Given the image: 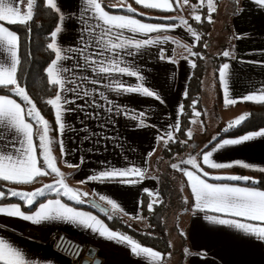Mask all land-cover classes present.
I'll list each match as a JSON object with an SVG mask.
<instances>
[{
	"label": "crops",
	"instance_id": "0c3cea01",
	"mask_svg": "<svg viewBox=\"0 0 264 264\" xmlns=\"http://www.w3.org/2000/svg\"><path fill=\"white\" fill-rule=\"evenodd\" d=\"M129 5L135 9V12L147 16H159L158 14L144 11L149 8L144 7L143 4H137L135 0H109V6L114 9L127 11ZM186 5L189 10H193L192 4ZM235 5L234 13L229 14L227 18V24L230 28V30H227V37L229 38L230 36L231 39H227V43L224 46V48L228 46V51L231 55L226 58L222 65L224 63L229 64V78L227 80L229 97L236 99L237 103L225 106L224 85L220 80L219 71V83L217 84L214 76L212 81V91L217 88V95L215 96L218 97L220 107L224 111H228L230 116L236 115L238 112H241V114L249 113L250 109L247 103L254 102L243 101L241 98L264 88V6L257 4L255 0H238V3L235 1ZM59 6L65 15V20L63 22V31L58 37V41L66 49L79 48L83 43L81 36L84 34L82 30L85 27V22L88 24L97 22L92 20L90 13L82 21L83 0H59ZM105 10L114 15L133 16L123 12H112L106 7ZM149 10L170 11L171 15H166V17L175 15L177 19L181 20V18L177 17L180 9L177 12H173L175 3L172 10ZM134 18L144 23L162 26L174 25V27L162 28L159 31L148 34L130 33L126 30L124 32L125 36L133 40L158 39L157 43L142 47L138 51L134 48L129 49L128 51L135 53L133 55H127V52H123L121 54V60L123 61L121 66H129L143 75L145 86L157 92L161 96L163 103L152 97H145L142 94L110 90L108 87L110 81L114 82L117 80L122 81L125 86H135L141 83L137 77L114 74L112 77L104 78L102 83L94 85L90 83V80H100V77L92 73L90 67H76L74 74L78 83L90 94L84 97L80 89L77 90V93H63L64 97L75 102L64 105L68 109L63 114V121L66 127L63 133H60L57 127L56 150H59L60 162L67 169L65 174L68 177L72 176L73 179L79 180L80 185H84L88 193L87 196H80L82 203L88 202L93 197L92 199L95 198L107 208L109 207V210H112L106 201L100 200L101 195L107 196L117 201L120 205L119 210L113 211L136 223V221L141 222L144 220L141 214L142 196L148 194L152 202H158L159 200L156 161L161 154L164 143L169 140L167 133H171L173 137L179 129L183 101L187 95L188 83L195 68L192 67V63H195V56H192L187 48L182 45L190 47L191 51L195 52V46L198 41L192 38L187 31V26L181 24V22L155 23L136 16ZM182 18L184 20L187 19L186 17ZM5 26L8 27L7 23H5ZM99 30L97 28V32ZM237 36L241 38L237 39ZM218 53L220 51L216 54ZM66 54L71 57L70 60L64 62L66 66L75 67L83 63L79 52H68ZM161 56L164 59H161ZM80 77H86L87 79L80 80ZM97 89L103 92L105 96H99ZM8 96L20 103L25 110L29 107L27 102L23 101L21 97ZM109 101H111V105ZM110 106L114 109L118 107L119 111L109 112L108 107ZM125 109H127V112H125ZM140 111L145 113V124L148 125L146 127L138 126L137 120L129 118V114L134 115ZM25 118L34 124L36 133L34 141L38 145L37 125L31 118ZM198 118L201 119L199 122L202 124L205 122L201 115ZM198 118L194 120H198ZM225 130L223 129L221 132ZM220 135L221 133L216 138ZM243 135L224 136L205 150H203L204 146L199 147L198 150L200 151L196 161L200 169H203V172L209 173L207 177H204L203 173L198 169H194L193 166L184 170L195 171L197 175H200L202 179L211 184L254 187L243 183V181H233L226 178L217 180L215 177L239 175L252 177V180L256 181L258 176L255 172L259 171L240 166L213 169L203 164L202 160L204 152L212 151L224 139H235ZM162 136L164 137L163 140L160 139ZM61 141L64 148L63 154H61ZM36 155L40 156L39 148L36 150ZM81 159L83 162H81ZM211 159L218 163L241 160L264 167V137H257L240 145L225 146L213 152ZM69 165H79V167H70ZM133 166L139 167L144 171L143 178L138 179L135 184L121 183L119 178L103 181L89 179V177L98 175L101 171L110 168L123 169ZM45 171L48 172V169H45ZM70 171H76V173H71ZM48 175L39 176L31 183ZM185 179L188 199L182 215L179 217V222L181 223L180 233L185 239V242L180 245L185 264H264V242L257 240L253 236L246 235L232 226L213 223L206 217L242 218L216 213L210 208H197V202L186 175ZM82 181L83 183H81ZM5 183L21 184L10 181H5ZM80 193L84 192L80 190ZM54 199H60L62 203L78 211L90 213L111 229L99 213L93 209L75 205L78 201L71 200L61 193H48L44 197H40L34 209L31 210L26 209V207L29 208L31 206L26 205L22 201L20 203L21 210L26 214H30L38 208L40 203ZM8 204H17V202L5 204L0 202V206ZM50 222L35 224L19 217L0 214V237L20 248L26 257L39 261L40 264H74L67 256L55 251L48 244L50 236L56 232L64 233L94 248L97 251V256L101 258L102 264H150L149 259L133 255L126 244L106 239L90 228L68 222H65V226H52ZM244 222L259 223L255 221ZM142 223L143 228H145L146 220L142 221ZM111 230L115 231L114 229ZM180 240L182 241L181 237ZM185 249L188 250L187 253ZM153 250L157 251L156 249ZM158 264L170 263L165 261L163 257Z\"/></svg>",
	"mask_w": 264,
	"mask_h": 264
},
{
	"label": "snow or ice",
	"instance_id": "6c2138e0",
	"mask_svg": "<svg viewBox=\"0 0 264 264\" xmlns=\"http://www.w3.org/2000/svg\"><path fill=\"white\" fill-rule=\"evenodd\" d=\"M137 4H143L144 7L149 9H164L172 10L173 5L179 6L181 0H135ZM238 3V0H236ZM259 5L264 6V0H255ZM183 4H189L190 0H182ZM23 5V7H22ZM83 12L81 14L82 21L90 13L92 20L96 21L95 24H88L85 22L83 28V35L81 40L82 45L79 48H64L58 41V37L63 31V22L65 15L59 6V0H43V6L50 10L52 14L57 15V24L50 32V42L47 44V49L51 50L54 54L53 58L45 68L48 83L57 86V92L54 98L48 99L46 102L55 108V120L58 131L63 133L65 130V123L63 121L64 112L68 111L64 105L74 103L75 101L68 100L63 96L64 92L77 93L80 89L82 95L87 97L90 93L78 83L75 76L76 67H90L91 72L95 73L100 80L92 79L91 84L102 83L106 77L115 75H128L137 77L141 83L135 86H125L122 81H110L108 87L110 90L122 91L125 93L142 94L145 97H152L157 101L163 103L161 96L145 86L143 83L144 76L137 70L129 66H121V54L127 52V55H133L129 49H136L137 51L142 48L158 42L153 39L133 40L124 35L125 30L130 33H144L159 31L162 28H171L174 25L162 26L158 24L144 23L134 16L129 15H114L105 10L102 0H83ZM39 6V0H0V87L8 89L16 96L27 102L30 107L25 110L15 99L8 95H0V180L10 181L14 183L27 184L31 183L39 176L48 175L45 169H50L51 172L56 173L60 177L54 184H45L42 188H38L32 192H23L9 190L10 195L19 197L27 205L31 206L36 202L37 197L43 196L45 191H55L57 193L63 192L71 200L83 202L80 196H87L88 193H80L78 189H73L67 185L64 180V173L56 167L55 157L52 155L51 144L52 138L49 136L50 125L49 122L41 115L37 109L35 102H33L28 95L25 87H22L18 78V69L21 64L19 57V42L20 37L17 32L10 30L8 25H28L33 21L36 10ZM207 7L208 15L207 20L212 22L211 14L216 11L215 0H199L198 4L191 5L193 9V19L196 22H202L200 14H195L198 9ZM127 11L135 13L130 5ZM165 19H176L175 17H165ZM181 24L187 26L188 33L195 41L200 40V35L197 31L188 24L187 20L181 18ZM99 28V32H97ZM30 31V29H29ZM237 39L241 38L239 36ZM167 39V38H166ZM186 47L192 56H197L198 53L192 52L191 48ZM207 46V45H205ZM68 52H79L83 63L75 67H68L65 61L71 59ZM224 57H229V51L222 52ZM161 59H164L161 56ZM174 62V61H173ZM195 67V63H192ZM229 64L224 63L219 69V76L222 84L224 85V103L227 107L230 104H236V99L229 97L227 80L229 78ZM80 80L87 79L80 77ZM115 85V86H114ZM99 96L104 97L105 94L96 90ZM107 99V97H105ZM243 101H251L254 103L264 104V88L258 92H253L241 98ZM111 105V101H109ZM119 111V108L108 107V111ZM127 112V109H125ZM199 115V113H196ZM249 113H244L229 122L228 128L239 126L244 122ZM25 117L31 118L35 124L40 125L41 129L38 133L39 144L34 141L35 129L34 124ZM129 118L137 120L138 126L146 127L145 113L140 111L138 113L129 114ZM176 130V129H174ZM227 130V129H226ZM191 138V131L187 133ZM168 138L172 139V134L167 133ZM257 137H264V128L249 132L235 139H224L218 143L212 151L203 153V164L208 165L213 169L230 168L233 166H240L246 169H253L264 173V167L247 163L241 160H236L229 163H218L211 158L213 152L218 151L228 145H240L242 143L252 141ZM161 140L164 137H160ZM215 139V138H214ZM61 154L64 153L63 143L60 142ZM37 148L40 149V156L36 155ZM81 162L83 160L81 159ZM183 163L192 165L194 169H198L203 173L204 177L209 175L208 172H203L195 157H190ZM70 167H79V165H69ZM173 168H179L178 164H173ZM185 175L188 177L192 193L196 200L197 208H210L216 213L238 217L242 219H225L220 216H208L209 221L220 225H229L235 229L245 233L246 235L253 236L257 240L264 242V190L255 187H239L229 184H211L195 171L184 170ZM144 171L139 167L130 168H110L101 171L98 175L89 177L90 180H112L119 178L121 183L135 184L138 179L143 178ZM228 179L233 181H250L252 177L232 175L228 177H215V179ZM83 183V181L81 182ZM256 183V181H253ZM58 185V187H57ZM5 196L4 191H0V198ZM100 200L106 201L107 205L111 206L112 210H119L120 205L117 201L101 195ZM153 201L148 204L151 211ZM104 210V209H102ZM0 214L10 217H19L26 221H31L35 224H40L46 221L61 220L64 222L90 228L98 232L101 236L109 240L119 241L126 244L131 253L136 256H143L149 259L150 264H158L162 260V254L151 248L142 246L139 242L135 241L132 237L113 231L109 229L102 221L90 213L78 211L69 205L62 203L60 199L47 200L45 203H40L38 208L26 214L21 210L20 204H8L0 206ZM111 218V217H109ZM244 221L259 222L256 224L247 223ZM187 253L188 250L185 249ZM0 264H40L39 261L29 259L25 253L18 247L14 246L11 242L0 237Z\"/></svg>",
	"mask_w": 264,
	"mask_h": 264
},
{
	"label": "trees",
	"instance_id": "16d2710c",
	"mask_svg": "<svg viewBox=\"0 0 264 264\" xmlns=\"http://www.w3.org/2000/svg\"><path fill=\"white\" fill-rule=\"evenodd\" d=\"M199 0H190V4H195ZM220 0H215L216 5ZM182 3V0H181ZM102 4L109 11L123 12L140 19L155 22V23H177L180 19H165L166 15H171L170 11L149 10L144 11L148 13H155L159 16H147L138 12L130 13L126 10L114 9L109 6V0H102ZM179 6L175 5L173 12L179 11ZM217 11L211 14L212 22L207 20V7L198 9L195 14H200L202 22H196L192 17L193 14L187 17L188 24L191 25L197 33L200 35V40L195 46V68L192 77L188 83L187 95L183 101V111L180 119V126L177 132L173 135L172 139L167 140L162 148L160 156L156 161V174L158 181V202L155 203L150 211L148 204L152 203L151 197L148 194L142 196L141 202V214L145 218L147 225L145 228L140 229L138 225L133 221L123 217L116 211L109 210L108 213H103L88 202L75 203L77 206H83L93 209L101 215L106 224L119 233L126 234L132 237L140 244L156 249L162 253L164 260L168 263L174 253H177L178 246L175 247L172 244L168 226L166 223V214L172 206L180 203V209H184L186 206V179L182 174V170L179 168H173V164H177L179 158L189 150L192 143V139L189 138L188 132L193 127V120L196 119V111L202 108V98L204 95V80L208 75L210 69H213L214 78L218 82V71L222 63L227 57L222 55V52L218 54H210L209 46L212 39L213 27L217 20ZM57 24V15L52 14L49 9L43 6V0H39V6L36 10L33 21L28 25H8V27L17 32L20 37L19 42V57L21 64L18 69V78L22 87H25L31 100L35 102L37 109L40 113L46 117L53 126L54 135H57V124L55 120V110L52 105H49L46 101L50 98H54L57 92V86L50 85L48 83L45 68L47 67L54 54L51 50L47 49V44L50 42V32L54 30ZM226 30H230L226 22ZM30 29V31H29ZM207 45V46H205ZM0 95L16 96L14 93L8 91V89L0 87ZM250 112L247 119L239 126L229 128L221 135L206 144L203 150L212 146L218 139L224 136H240L248 132L257 131L264 128V104L262 103H247ZM178 157V158H177ZM164 163L166 166L164 167ZM185 164V165H184ZM184 166L192 167V165L183 163ZM165 168V170H164ZM257 174L256 183L254 180L243 181L247 185L264 189V173L255 172ZM5 181L0 180V190L5 192V196L0 199L1 203L20 202L17 198L9 197L7 188L5 187ZM34 206L26 209H34ZM111 217V218H109ZM179 232V237L182 241L179 245L185 242L184 237ZM182 249V247H180ZM178 260V261H177ZM171 264H185L183 252L180 253L178 259L173 260Z\"/></svg>",
	"mask_w": 264,
	"mask_h": 264
},
{
	"label": "rangeland",
	"instance_id": "374dc122",
	"mask_svg": "<svg viewBox=\"0 0 264 264\" xmlns=\"http://www.w3.org/2000/svg\"><path fill=\"white\" fill-rule=\"evenodd\" d=\"M220 1L221 2L219 4H217V6H216L217 20H216V23H215V25L213 27V31H212V39L210 41V46H209L210 54H212V53L216 54L219 51L224 52V51L229 50L228 46H227V48H224L225 44L227 43V39H229V40L231 39L230 36H229V38L227 37L228 33H227V30L225 27H226V22H227V18L229 17V14L234 13V9L236 6L235 5L236 0H220ZM198 3L199 2H197L195 4H198ZM179 9H180V11L177 13L178 18H182V17L187 18L188 16L193 14V10H189L186 4L181 3V6ZM171 17L176 18L175 15H172ZM180 22H181V20H180ZM212 70L213 69H210L208 75L205 77V80H204V95H203L202 103H201L202 108L196 111L197 113H199V115L202 116V118L204 119L203 121H205V122H203V124L201 122H199V120L201 121V119L198 118L199 115L196 117V118H198V120H193V127H192V129H190V131L192 133V135H191L192 143L189 147V150H187L184 153V155H182L179 158L178 163H177L179 165V169L182 170L183 175H184L183 170L185 168H188V166H184L185 164L183 165V161L188 160L190 157H195V159H197V156H198L199 151H200V150H198L199 147H201V146L203 147L206 144L213 141L214 138H216L217 135L219 133H221V131L223 129H229L228 128L229 122L241 115V112H238L236 115L233 114L230 116V113L228 111H224L222 109V107H220V105L218 103L219 102L218 97L215 96V95H217V90H216L217 88L215 89L216 92L214 90L212 91V81H213V76H214V72ZM29 107H30V105H29ZM44 118L49 122V125H50L49 136L53 140V143L51 144V149H52V155L56 158L55 159L56 167H58L60 169V171L62 170L61 172L65 174V170H67V169L60 162L59 150H56V148H57V141H56L57 137L54 135L53 126L46 117H44ZM40 129H41V126L37 125V137H38V133H39ZM203 129L205 130V132ZM196 153H197V155H196ZM165 166H166V164L164 163V167ZM164 170H165V168H164ZM70 172L76 173V171H74V172L70 171ZM48 173H49L48 176L41 177L38 181L31 183V184H9V183H6L5 187L7 188L8 196L13 197L10 195L9 190L32 192L38 188H42L45 184H54L57 180L60 179V177L57 176L56 173L51 172L50 169H48ZM75 177H77V176H75ZM184 177H185V175H184ZM64 180L69 187H71L73 189H78L79 192L81 190L82 192L87 193L84 185H80V181L77 179H73L72 176L68 177L67 174H65ZM57 187H58V185H57ZM183 189L186 190L185 188H183ZM48 193H57V192L46 190L45 194L43 196H40V197L42 198L45 195H47ZM60 193L63 194L62 191ZM184 195H186V202H187V199H188L187 193H185ZM40 197H37L36 202L31 206H34ZM13 198L20 199L19 197H13ZM94 200H96V199L94 198ZM180 203L169 208V210L166 214V223L168 226V230L170 233L172 244L175 247V249L178 246V250H179V251H177V253H174L173 256L171 257V260L169 262L170 264L172 263V259L173 260L178 259V256L181 253V248L179 245L181 243V240L179 237L180 226H181L180 224L181 223L179 222V217L182 215L183 210L180 209ZM17 204H20V202H17ZM102 205H104V204H102ZM129 220L133 221L131 219H129ZM142 221H145V218ZM142 221L141 222L136 221V224L138 225V227L140 229L143 228ZM133 223H134V221H133ZM50 224L52 226H65L66 223L64 221H61V220H52L50 222ZM96 257H97V252H96Z\"/></svg>",
	"mask_w": 264,
	"mask_h": 264
},
{
	"label": "built area",
	"instance_id": "2783aa9c",
	"mask_svg": "<svg viewBox=\"0 0 264 264\" xmlns=\"http://www.w3.org/2000/svg\"><path fill=\"white\" fill-rule=\"evenodd\" d=\"M48 244L55 251L67 256L74 264H81L84 259L88 258L91 250L88 244L75 240L61 232L53 233L48 240Z\"/></svg>",
	"mask_w": 264,
	"mask_h": 264
},
{
	"label": "water",
	"instance_id": "95a60500",
	"mask_svg": "<svg viewBox=\"0 0 264 264\" xmlns=\"http://www.w3.org/2000/svg\"><path fill=\"white\" fill-rule=\"evenodd\" d=\"M88 202H89V204H91L92 206H94L98 210L102 211L103 213L109 212V208H107L106 206L102 205L101 203H99L98 201H96L94 199H91ZM102 209H104V210H102ZM88 255L94 259L92 264H102L101 258H99L98 256L96 257V250L94 248H92L90 250ZM81 264H90V261L84 260Z\"/></svg>",
	"mask_w": 264,
	"mask_h": 264
},
{
	"label": "bare ground",
	"instance_id": "6f19581e",
	"mask_svg": "<svg viewBox=\"0 0 264 264\" xmlns=\"http://www.w3.org/2000/svg\"><path fill=\"white\" fill-rule=\"evenodd\" d=\"M90 249H92L91 246H90ZM96 252H97V251H96ZM84 260H88V261H90V264H92L94 259H93L92 257L88 256V258H86V259H84ZM84 260H83V261H84Z\"/></svg>",
	"mask_w": 264,
	"mask_h": 264
}]
</instances>
